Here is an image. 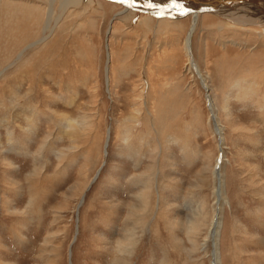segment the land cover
<instances>
[{
    "label": "rangeland",
    "instance_id": "rangeland-1",
    "mask_svg": "<svg viewBox=\"0 0 264 264\" xmlns=\"http://www.w3.org/2000/svg\"><path fill=\"white\" fill-rule=\"evenodd\" d=\"M83 3L0 0V264H211L218 137L219 263L264 264V33L200 16L198 76L191 15Z\"/></svg>",
    "mask_w": 264,
    "mask_h": 264
},
{
    "label": "bare ground",
    "instance_id": "bare-ground-1",
    "mask_svg": "<svg viewBox=\"0 0 264 264\" xmlns=\"http://www.w3.org/2000/svg\"><path fill=\"white\" fill-rule=\"evenodd\" d=\"M52 1H59L60 9H61L60 11H65L70 6H80L84 4L83 3L84 0H52ZM112 1H116L122 4L123 6V8H121L120 11H118L117 13H123V12L129 13L131 11L134 12V10H138V12L144 11L148 15L155 16V15H152L151 12H154L155 14H157V13H162L166 9L174 10V11H180V10L182 11L179 5L173 6L170 4L169 0H136L135 4L122 3L121 0H112ZM148 3H152L154 6L148 7L147 6ZM183 6L184 8L190 9V11H188V13H186L182 17L191 15V25L184 38L183 47H184L186 57H187V64L190 67L192 66L195 69V72L196 74L198 73L197 74L198 76L200 75L199 71L197 70V67L195 68L193 66L194 62L192 61V55H190V41H191L194 28L196 26V22L200 16L215 14L217 15L216 17L220 18L221 22L231 27L241 28L242 30H246V27H255L264 33V0H183ZM51 12H53L52 8L50 10H47L46 19L50 16ZM207 13H210V14H207ZM162 16H165V15H162ZM166 17L170 19L172 18L168 16ZM175 18H179V17H175ZM45 28H46V22L44 25V29ZM37 41L38 40L31 42L30 44L26 45L25 48L23 49L25 50L27 47H30L36 44ZM204 85L206 86V84ZM208 107H209V111H211L212 113L211 117L215 125V131L216 133L219 134L220 128H219V124L216 121L214 109L211 104H209ZM218 139H219L218 142L220 146L219 150L222 151V147H221L222 139L219 137ZM220 160L222 162L218 165V162L216 159V164L213 168V174L216 180L215 186H214V197H215L214 203H215L216 208L214 210L213 218L211 220L210 227L208 229V237H210V239L213 242V246H214L212 254H211V257H212L211 264H220L219 259H218L219 257L218 245H217L215 235H216L217 227L219 224L221 205L224 202H226V199L223 196V192L221 190V182H222V177H223L222 164H223L224 159H220Z\"/></svg>",
    "mask_w": 264,
    "mask_h": 264
},
{
    "label": "snow or ice",
    "instance_id": "snow-or-ice-1",
    "mask_svg": "<svg viewBox=\"0 0 264 264\" xmlns=\"http://www.w3.org/2000/svg\"><path fill=\"white\" fill-rule=\"evenodd\" d=\"M122 3H130L135 4L136 0H121ZM170 4L173 6L179 5V7L182 9L181 15L186 14L190 9L184 8L183 6V0H169ZM148 7L154 6L152 3H148ZM158 15H162L163 13H157Z\"/></svg>",
    "mask_w": 264,
    "mask_h": 264
},
{
    "label": "water",
    "instance_id": "water-1",
    "mask_svg": "<svg viewBox=\"0 0 264 264\" xmlns=\"http://www.w3.org/2000/svg\"><path fill=\"white\" fill-rule=\"evenodd\" d=\"M163 14L162 15H165V16H168V17H172V18H175V17H182L184 15H181V10L180 11H174V10H169V9H166L165 11L162 12ZM188 13V12H187ZM152 15H155L157 17L159 16H162V15H158V14H155L154 12H151ZM205 91L207 92V88H205ZM207 101V100H206ZM221 155L219 153V156H218V159H217V162H218V165L221 163ZM97 173V172H96ZM96 173L93 177V179L96 177Z\"/></svg>",
    "mask_w": 264,
    "mask_h": 264
}]
</instances>
